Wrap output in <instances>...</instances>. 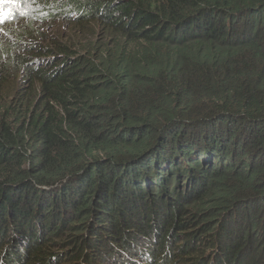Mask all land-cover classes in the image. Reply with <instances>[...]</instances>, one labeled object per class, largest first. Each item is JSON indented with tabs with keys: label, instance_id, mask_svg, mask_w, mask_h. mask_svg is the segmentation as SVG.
<instances>
[{
	"label": "trees",
	"instance_id": "obj_1",
	"mask_svg": "<svg viewBox=\"0 0 264 264\" xmlns=\"http://www.w3.org/2000/svg\"><path fill=\"white\" fill-rule=\"evenodd\" d=\"M28 1L0 264H264V0Z\"/></svg>",
	"mask_w": 264,
	"mask_h": 264
},
{
	"label": "clouds",
	"instance_id": "obj_2",
	"mask_svg": "<svg viewBox=\"0 0 264 264\" xmlns=\"http://www.w3.org/2000/svg\"><path fill=\"white\" fill-rule=\"evenodd\" d=\"M24 3H27L31 6L30 9H27L25 12H23L24 9H19V7H22V4ZM34 9H35L34 6L31 3H29L28 0H20V3L17 6H5L6 11L7 10L11 11V17L6 19L3 23H0V26L4 25L6 22L22 19L24 16L30 15L32 11H34Z\"/></svg>",
	"mask_w": 264,
	"mask_h": 264
},
{
	"label": "snow or ice",
	"instance_id": "obj_3",
	"mask_svg": "<svg viewBox=\"0 0 264 264\" xmlns=\"http://www.w3.org/2000/svg\"><path fill=\"white\" fill-rule=\"evenodd\" d=\"M20 0H0V23L11 17V11L5 10V6H17Z\"/></svg>",
	"mask_w": 264,
	"mask_h": 264
},
{
	"label": "rangeland",
	"instance_id": "obj_4",
	"mask_svg": "<svg viewBox=\"0 0 264 264\" xmlns=\"http://www.w3.org/2000/svg\"><path fill=\"white\" fill-rule=\"evenodd\" d=\"M30 7L31 6L29 4L24 3V4H22V7H19V9H24L23 12H25L27 9H30ZM215 253H216V248L215 247L210 249L209 252H208L210 258L212 257V255H215ZM142 262H143V260H138L137 263H142Z\"/></svg>",
	"mask_w": 264,
	"mask_h": 264
}]
</instances>
